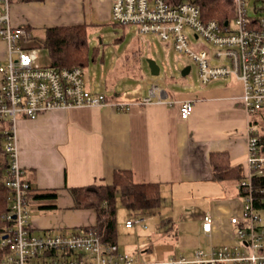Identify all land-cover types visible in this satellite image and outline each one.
<instances>
[{"label": "crops", "instance_id": "1", "mask_svg": "<svg viewBox=\"0 0 264 264\" xmlns=\"http://www.w3.org/2000/svg\"><path fill=\"white\" fill-rule=\"evenodd\" d=\"M110 5L111 0H13L10 16L14 25L30 28L26 30L29 38H43L48 26L111 22ZM6 45L0 38V61L6 59ZM136 52L131 50L132 58ZM124 59L119 58L118 64H126L121 63L126 62ZM111 70L102 73L97 85L87 83L84 76L85 86L130 103L126 110L112 106L58 107L33 119L21 117L16 121L19 163L30 183V193L54 190L58 196L55 210L41 208V202L29 199L34 229L93 225L95 212L73 208L69 188L111 183L114 170L122 169L130 171L134 182L155 183L159 187L162 202L156 210L165 240L178 233L177 223L170 215L174 211L172 205L186 201L184 210L189 211L198 207L199 200L204 206L197 214L191 212L190 219L203 235L200 244L205 247H199L208 250L222 244L235 245L230 218L241 212L240 181L233 177L215 180L210 158L213 153H224L242 179L248 171V129L254 127L264 142V132L252 118L258 111L248 113L243 105L242 83L224 77L176 90L153 83L161 89L162 101L153 97L149 103H141L149 90L145 93L133 85L122 86V78L129 76L123 66L118 76ZM186 99L193 100L194 108L187 119H182L179 103ZM160 208L165 209V215H160ZM205 213L212 217L209 235L201 229ZM116 243L120 248L117 240ZM177 256L166 253L164 257L143 259L165 261Z\"/></svg>", "mask_w": 264, "mask_h": 264}, {"label": "built area", "instance_id": "2", "mask_svg": "<svg viewBox=\"0 0 264 264\" xmlns=\"http://www.w3.org/2000/svg\"><path fill=\"white\" fill-rule=\"evenodd\" d=\"M12 2L0 0V38L7 44L6 59L0 61V134L7 163L3 182L9 190L8 209L1 218L12 221L0 234V248L6 249L0 264H264V210L257 206L264 202V186L254 185V178L264 177V142L254 127L247 132L248 171L239 182L241 212L230 218L236 237L233 246L222 244L208 250L199 247L191 257L149 261L135 252L122 251L116 242L102 241L91 226L58 232L34 229L28 200L31 186L19 163L17 119H33L58 107L112 106L126 110L130 103L108 99L104 92L86 88L84 70L79 66L41 64L39 48L27 44L25 28L11 21ZM232 4L231 20L221 25L214 18L203 19L200 6L191 0H111L110 20L170 42L176 52L194 63L203 84L224 77L239 80L243 105L253 113L264 110V15H249L246 0H232ZM188 31L206 40L214 50L192 46ZM153 97L162 101L157 84L151 85L148 96L140 102L149 103ZM193 108V100L181 101L179 116L187 119ZM201 219L202 233L209 235L212 217L205 213ZM144 222L145 215L133 214L124 226L145 227Z\"/></svg>", "mask_w": 264, "mask_h": 264}, {"label": "rangeland", "instance_id": "3", "mask_svg": "<svg viewBox=\"0 0 264 264\" xmlns=\"http://www.w3.org/2000/svg\"><path fill=\"white\" fill-rule=\"evenodd\" d=\"M245 5L249 15H264V0H246ZM188 34L190 41L193 43L192 46L205 48L209 52L214 50L211 44L203 38L193 37L194 35L190 31H188ZM88 45L90 62L84 72L87 83L97 85L102 78V73H109L110 68L112 69L110 72L113 71L115 76H118L123 66L129 76L122 78V86L133 85L134 88H139L145 93L148 92L153 83H157L163 88L171 86L174 90L188 89L189 85L194 87L204 85L198 79L194 63L176 52L170 42L162 41L154 34H140L135 26L114 25L111 22L92 24L88 31ZM131 50H138V53H135L137 54L136 57L132 58ZM94 52L96 55H93ZM39 57L41 64L48 63L49 57L46 48H39ZM123 57H126L124 59L126 62L121 63L126 64L119 65V58ZM92 59H95V61H92ZM148 59L154 60L159 66L160 72L158 75L151 74ZM211 62L217 63L218 59H211ZM116 64L119 66L116 67ZM186 65H190L191 69L189 73L183 76L181 70ZM252 118L253 122L257 123L259 130L264 132V110L260 109L257 113L252 114ZM185 202L179 203L180 205H172L174 211L172 210L170 215L177 223L178 233L173 239L165 240L164 230L159 226L160 216L158 210L145 213V227L134 225L132 228H125V220L133 214L116 198V240L120 249L122 251L139 252L143 258L154 259L164 257L166 253L189 257V254L197 247H205L200 244L203 235L200 234L196 223L190 220L193 219L191 212L199 213L204 204L198 200V207L187 211V208L184 210L183 206ZM32 213L31 211L30 215ZM165 214V209L160 208V215ZM193 216L194 219H197L196 215ZM261 216L264 220V211H261ZM183 223H185V228L181 226ZM78 229L79 227L72 226L60 229L53 228L50 231H73Z\"/></svg>", "mask_w": 264, "mask_h": 264}, {"label": "trees", "instance_id": "4", "mask_svg": "<svg viewBox=\"0 0 264 264\" xmlns=\"http://www.w3.org/2000/svg\"><path fill=\"white\" fill-rule=\"evenodd\" d=\"M30 1V0H18ZM201 8L202 18L207 20L214 18L221 25L233 16L232 0H191ZM112 23V22H111ZM114 25H118L112 23ZM92 24L77 23L71 25L48 26L44 28L43 38L30 37L29 44L37 48H46L48 51V66L73 67L79 66L83 70L89 65L90 52L88 45V31ZM122 26V25H121ZM30 31L29 27H26ZM93 55H96L94 52ZM95 59H92V61ZM108 99L112 97L107 96ZM2 137L0 134V234L5 225L11 224L4 221L1 215L7 211L8 188L4 185L3 176L6 170V159L3 154ZM212 176L217 181L235 178L238 181L241 175L236 168L230 167L228 158L224 153H213L210 158ZM256 187L264 186V177L254 178ZM73 200V208L92 209L95 212V223L91 225L100 239L110 243L116 242V198L132 213L144 214L154 212L162 202L160 190L155 183L134 182L129 170H114L111 183L90 184L80 187L69 188ZM54 190L34 191L28 193V200L33 199L41 202V208L48 210L57 209ZM264 210V202L257 205ZM6 249L0 248V258Z\"/></svg>", "mask_w": 264, "mask_h": 264}, {"label": "water", "instance_id": "5", "mask_svg": "<svg viewBox=\"0 0 264 264\" xmlns=\"http://www.w3.org/2000/svg\"><path fill=\"white\" fill-rule=\"evenodd\" d=\"M227 23V21H225V24ZM149 61V68H150V72L153 75H158L160 72V68L159 66L156 64V62L152 59H148ZM190 70V65L185 66L182 70H181V75H186ZM3 237L5 238L6 235H3Z\"/></svg>", "mask_w": 264, "mask_h": 264}]
</instances>
